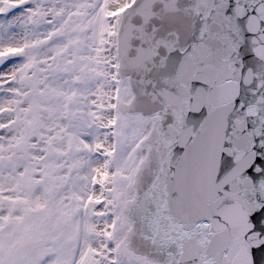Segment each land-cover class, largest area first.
<instances>
[{"label":"snow or ice","instance_id":"snow-or-ice-1","mask_svg":"<svg viewBox=\"0 0 264 264\" xmlns=\"http://www.w3.org/2000/svg\"><path fill=\"white\" fill-rule=\"evenodd\" d=\"M0 264H264V0H0Z\"/></svg>","mask_w":264,"mask_h":264}]
</instances>
